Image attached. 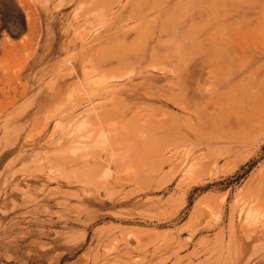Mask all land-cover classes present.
Returning a JSON list of instances; mask_svg holds the SVG:
<instances>
[{
	"label": "rangeland",
	"instance_id": "1",
	"mask_svg": "<svg viewBox=\"0 0 264 264\" xmlns=\"http://www.w3.org/2000/svg\"><path fill=\"white\" fill-rule=\"evenodd\" d=\"M247 1L0 0V264H264V99L246 87L229 119L199 125L159 99L93 96L147 73L168 88L201 54L205 5ZM174 125L185 179L180 157L155 158Z\"/></svg>",
	"mask_w": 264,
	"mask_h": 264
},
{
	"label": "bare ground",
	"instance_id": "2",
	"mask_svg": "<svg viewBox=\"0 0 264 264\" xmlns=\"http://www.w3.org/2000/svg\"><path fill=\"white\" fill-rule=\"evenodd\" d=\"M202 1L204 2V0ZM217 3H212V5L214 4L216 7H212L210 4L211 8H208L207 3V5H205L207 6L206 8L208 12L210 11L209 13L213 11V8H216L215 10L217 15L214 16L213 14H209L208 17L206 15L207 18L205 19L204 26H202L204 27V35L201 39V54H197L198 56H195L186 66H184L183 69H181L180 71H176L174 73V80H167L166 83L164 82L165 85H168V88H165L164 84L161 86L159 83L164 78H167V74L151 75L147 73L145 74L143 80H141L140 83L137 84L136 88L129 90L124 87L121 89L118 88L117 83L105 82L102 85L99 84V92L95 93V95L93 96L96 97V94H103L107 97L111 96V98L114 100L116 97H119L118 93L120 92L124 93L126 97H143L149 100L159 99L166 103L177 104L182 109L190 113H196L199 125H204L207 121L215 124L217 123V121L220 122L226 120L229 116L232 115L231 111H234L235 108L238 109V105H240V103H244L243 91L246 93L248 89H253L254 91L252 92H255L257 94L256 99H258V101L264 99V0H251L233 5L227 3H222L221 5H219L218 3V6ZM201 4L202 6L204 5L203 3ZM197 7L199 9L201 8L200 6ZM203 10L205 11V9ZM153 51L157 52L154 49ZM126 59L131 58L126 56L123 60ZM142 71L143 70H141V72ZM99 86L97 84L96 87ZM160 86L163 88L162 90H159L161 89L159 88ZM246 87L247 90H245ZM154 88L156 89L153 90ZM121 90H123V92H121ZM96 91L97 90L95 89L94 92ZM93 93L91 92V94ZM246 94L249 93L247 92ZM256 99H254V101L252 100V104L256 102ZM114 103L116 104V101ZM117 105L113 107L114 110H118L115 109ZM258 106L260 107L261 105ZM72 108L71 109L74 110V107ZM76 108L77 107H75V109ZM91 109L90 112L93 111ZM104 109L105 108H101L100 111L98 110L97 112L101 113L102 111V113L105 115L106 111L103 112ZM121 109L122 108H120V110ZM237 109L235 110L236 112ZM72 110H68V114H72ZM105 110H107V112L109 111V114L111 107ZM118 111L117 114L120 115L121 111H119L120 114L118 113ZM79 112L74 113V115H72L71 117L74 118L73 116L77 114L80 115ZM96 114L90 116L94 118L93 120L89 119L91 120V122H94V120L102 119H95V117L97 116ZM103 114H100L98 116L101 117L103 116ZM110 115L112 116V114L110 113L109 116L106 117V119L110 117ZM73 120L76 121L77 119ZM89 120H87V122H89ZM97 123L95 126H97ZM102 123L103 122H101V124ZM82 124L83 121L79 123V126H83ZM86 125L85 127L89 126V124L87 126ZM181 129L182 127L180 125H174L171 131H169L165 135H161L158 138V145L167 146L163 149L161 146V149L159 148V150L162 151L160 153L159 151H157L159 155L155 156V158L158 157L157 159L159 165L164 166L168 163L174 162L173 160L176 161V158L180 157L181 159L178 158L177 160L179 164H183V166L185 167L182 171V174L184 176L183 179H185V177H188L193 173L189 169V167H193V162L188 164L190 153L187 150L188 153L186 152L183 154V152H185V149L183 148L184 150H182V155H179L177 150L168 147V145H182L188 139L186 132L182 131ZM83 130H85V132L88 131L86 128H84ZM188 130H192L194 133L199 134L202 138H205V136L201 134V131H199V129H195L192 124H189ZM55 132L56 131L52 133L54 134ZM82 132H80L81 136L83 134ZM78 133L79 132H77L76 134ZM68 134L70 135V133ZM88 134L89 135L87 138H83L84 140L91 138L89 136L92 134ZM81 136H79L80 138L76 139L83 140ZM51 137H53V135ZM51 137H49L50 141L52 139ZM57 139L59 140V138ZM89 140L86 141L87 143L85 142L86 145H88ZM77 143L79 144V142ZM82 144L83 142L79 145L81 146ZM84 147L88 146H82L80 147V149H84ZM101 152L99 153L102 154ZM90 156L92 157L93 155L90 154ZM96 156H98V153L96 154ZM81 157L87 159L83 156ZM93 159H95V157H93ZM218 159L219 158L217 157L213 159L198 161V164L194 166V169H196V171L199 169L201 172L208 171L210 170L211 165L216 163ZM106 162L107 161H105V163ZM178 162L177 164L175 163V165H178ZM175 165L174 168L176 169ZM174 168L172 169L175 171ZM176 170L179 171L182 169H178L177 166Z\"/></svg>",
	"mask_w": 264,
	"mask_h": 264
}]
</instances>
